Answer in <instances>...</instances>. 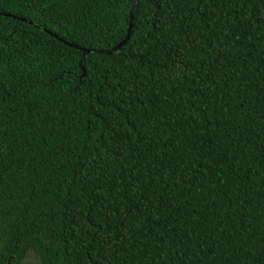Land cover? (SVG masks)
Wrapping results in <instances>:
<instances>
[{
	"label": "trees",
	"instance_id": "16d2710c",
	"mask_svg": "<svg viewBox=\"0 0 264 264\" xmlns=\"http://www.w3.org/2000/svg\"><path fill=\"white\" fill-rule=\"evenodd\" d=\"M133 3L0 0V264H264V0Z\"/></svg>",
	"mask_w": 264,
	"mask_h": 264
},
{
	"label": "water",
	"instance_id": "95a60500",
	"mask_svg": "<svg viewBox=\"0 0 264 264\" xmlns=\"http://www.w3.org/2000/svg\"><path fill=\"white\" fill-rule=\"evenodd\" d=\"M137 3H138V0H134V3H133V6H132V9L135 8V6L137 5ZM129 33H130V29L128 30V33H127L126 38H125L121 43H119L117 46L113 47V48L110 49V50L96 51V53H97V54H102V55H103V54L108 55V54H111V53H113V52H115V51L120 50L121 47L127 42L128 38H129ZM82 51H83V58H84L87 54L91 53V50H89V49H82Z\"/></svg>",
	"mask_w": 264,
	"mask_h": 264
}]
</instances>
